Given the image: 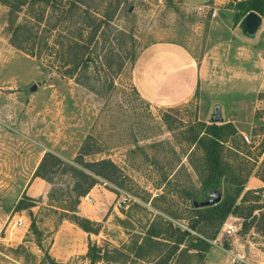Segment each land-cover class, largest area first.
I'll use <instances>...</instances> for the list:
<instances>
[{
  "label": "rangeland",
  "instance_id": "rangeland-1",
  "mask_svg": "<svg viewBox=\"0 0 264 264\" xmlns=\"http://www.w3.org/2000/svg\"><path fill=\"white\" fill-rule=\"evenodd\" d=\"M128 1L131 12L120 23L133 29L136 55L144 56L140 78L134 61H127L105 91H91L11 46L9 10L0 2V264L60 263L53 256L83 248L85 254L61 264H91L89 246L100 250L95 264L154 258L162 264H264V14L247 34L243 18L234 17L241 0H184L208 1L202 7ZM152 45L157 48L149 50ZM154 62L157 72H166L160 83L147 77ZM187 66L200 73L196 83L181 73ZM214 104L221 106L219 124L237 131L222 140L220 157L232 174L222 196L240 189L235 204L242 216L251 205L261 207L246 230L242 216L219 223L191 206L212 190L203 189L204 155L195 138L211 124ZM84 144L90 147L85 161L109 159L120 175L118 182L99 180L92 187L95 201L80 198L82 206L106 208L102 218L89 219L96 233L51 209V185L34 176L45 152L71 162ZM61 172L54 167L44 174L65 192L68 175ZM150 225L162 232L153 238L157 243L143 240ZM229 225L234 230L227 234ZM180 233L181 244L173 242Z\"/></svg>",
  "mask_w": 264,
  "mask_h": 264
},
{
  "label": "trees",
  "instance_id": "trees-1",
  "mask_svg": "<svg viewBox=\"0 0 264 264\" xmlns=\"http://www.w3.org/2000/svg\"><path fill=\"white\" fill-rule=\"evenodd\" d=\"M0 2L9 10L6 22L9 44L57 74L72 79L91 91L98 89L105 91L114 87V79L120 74L125 63L134 61L135 79L139 81L138 70L140 72L144 56L136 55L137 46L133 29L120 23L122 16L131 12L129 10L131 2L128 0H0ZM236 9L234 17L237 22L248 12L263 15L264 0H241L237 2ZM243 32L246 33L244 30ZM155 48L157 46L152 45L149 50ZM186 63L188 65V59ZM157 65L156 62L151 65L147 76L154 83H160V79L166 75L163 70L156 71ZM187 67L181 73L187 75L189 82L193 83L195 71ZM236 133L231 123H211L204 126L200 137L195 138L204 155V171L200 176L204 190L223 188L224 181L231 183L232 174L222 162L220 153L222 140ZM89 151L90 147L84 144L71 162H64L52 152H45L34 176L51 185L47 193L51 209L59 210L62 219L68 220L81 230L96 233L97 229L93 230L91 226L97 223L77 214L80 198L99 180L115 183L118 182L120 175L117 166L109 159L85 161L84 156L89 154ZM54 167H61V174L68 175L65 192H58L54 186V179L44 174L45 170ZM239 193L240 189L232 195L225 190L221 201L214 206L194 208L192 203L191 206L197 211H204V216L210 221L222 223L230 214L243 215V207L235 204V198ZM242 201L246 199L242 198ZM257 209L261 207L252 205L248 207V213L242 216L245 219L242 223L243 230L256 220L257 217L253 213ZM247 220L248 222H245ZM31 228L33 232L36 231L34 223H31ZM160 234L162 232L150 225L143 240L146 243H157L153 238ZM182 235L183 233H180V237L173 242L181 244ZM141 248L142 245H139V250ZM86 256L91 264H95L100 256L99 248L89 246ZM135 257L145 261L141 254L135 253ZM51 261L54 264H61ZM151 263L162 264V261L154 258V261L146 262Z\"/></svg>",
  "mask_w": 264,
  "mask_h": 264
},
{
  "label": "water",
  "instance_id": "water-1",
  "mask_svg": "<svg viewBox=\"0 0 264 264\" xmlns=\"http://www.w3.org/2000/svg\"><path fill=\"white\" fill-rule=\"evenodd\" d=\"M261 25V17L255 12H248L241 21V26L247 34H253L257 28ZM223 118L221 115V106L214 104L212 115L210 118L211 123H222ZM222 187H215L211 191L207 192L205 197L201 201L193 199L191 201L194 208L210 207L218 204L222 199Z\"/></svg>",
  "mask_w": 264,
  "mask_h": 264
},
{
  "label": "crops",
  "instance_id": "crops-1",
  "mask_svg": "<svg viewBox=\"0 0 264 264\" xmlns=\"http://www.w3.org/2000/svg\"><path fill=\"white\" fill-rule=\"evenodd\" d=\"M184 1V0H183ZM185 2V1H184ZM208 1H199L198 3H186V4H190V5H193V6H203V4L207 3ZM193 65V63H192ZM195 71V70H194ZM198 75H200V73H196L195 72V82L196 83L198 81ZM35 179H39V180H42L41 178L39 177H35ZM93 189L94 188H91V190L87 193V197L91 196L92 197V200L95 201V199H93V196H92V192H93ZM84 200V197L83 199ZM82 200L81 202L79 203V205L77 206V213L80 215V216H83V217H86L88 219H92V220H98L99 218H102V216L105 215L106 213V208H101V206H98V208H91V207H88V206H82ZM83 233V232H82ZM85 233V232H84ZM85 251H86V248H83V250L81 251H75V252H71L69 254H66L64 252H61V253H64V254H60V256L58 257H55L53 256L56 260L58 259V261L60 263H63L65 262L66 260L69 259V257H71V255H76V254H80V255H83L85 254Z\"/></svg>",
  "mask_w": 264,
  "mask_h": 264
},
{
  "label": "built area",
  "instance_id": "built-area-1",
  "mask_svg": "<svg viewBox=\"0 0 264 264\" xmlns=\"http://www.w3.org/2000/svg\"><path fill=\"white\" fill-rule=\"evenodd\" d=\"M245 140L248 141L247 140V137H245ZM16 223L17 224H21L22 223V220L21 219H18V220H16ZM233 230H234V226L229 225L228 226V229L226 230V232H227V234H230Z\"/></svg>",
  "mask_w": 264,
  "mask_h": 264
}]
</instances>
